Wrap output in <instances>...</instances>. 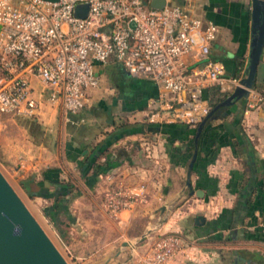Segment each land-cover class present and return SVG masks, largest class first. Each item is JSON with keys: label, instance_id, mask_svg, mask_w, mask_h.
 Segmentation results:
<instances>
[{"label": "crops", "instance_id": "1", "mask_svg": "<svg viewBox=\"0 0 264 264\" xmlns=\"http://www.w3.org/2000/svg\"><path fill=\"white\" fill-rule=\"evenodd\" d=\"M169 1L216 24L209 58L227 74L247 75L255 35L254 0ZM188 59L199 62L193 55ZM97 70L99 86L107 78L115 85L91 89L78 113L59 106L57 140L51 145L18 141L16 136L9 144L2 139L3 127L12 115L0 120V157L17 161L23 177H34L33 201L53 233L49 237L77 257L89 254L86 260L95 264H143L154 239L178 231L182 225L176 220L185 217L193 220L185 237L200 249L197 263L227 264L228 251L236 247L244 251L233 250V257H240L235 264L249 262L252 255L264 257V102L248 108L246 97L240 96L214 108L234 90L219 88L224 98L211 105L196 139L198 125L169 117L175 101L162 98L154 80L127 72L114 58L97 64ZM254 83L264 93V50ZM98 95H110L111 102ZM108 175L114 182H146V200L109 215L104 198L113 182ZM198 214L205 218L201 223L195 222ZM140 249L146 250L137 258ZM100 255L102 259L94 258Z\"/></svg>", "mask_w": 264, "mask_h": 264}, {"label": "built area", "instance_id": "2", "mask_svg": "<svg viewBox=\"0 0 264 264\" xmlns=\"http://www.w3.org/2000/svg\"><path fill=\"white\" fill-rule=\"evenodd\" d=\"M84 3V15L79 14L83 8L76 13ZM0 25V120L32 117L44 100L80 112L89 91L100 85L97 64L110 58L127 72L154 80L161 97L175 101L169 117L192 127L211 109L209 87L233 89L243 78L209 58L217 25L169 0L161 9L151 7L150 0H0ZM263 102L264 93L250 88L247 107ZM108 179L113 182L104 198L109 215L146 200V182ZM199 256L194 241L167 231L154 239L142 262L199 264Z\"/></svg>", "mask_w": 264, "mask_h": 264}, {"label": "water", "instance_id": "3", "mask_svg": "<svg viewBox=\"0 0 264 264\" xmlns=\"http://www.w3.org/2000/svg\"><path fill=\"white\" fill-rule=\"evenodd\" d=\"M54 1V0H52ZM167 0H150L153 8L161 9ZM259 3L264 0H254L253 19L255 35L252 41L251 52L247 65V75L241 79V85L234 90L218 105L228 103L234 97H247L249 89L254 86L257 64L264 50V23L259 25ZM87 10V4H78L75 8ZM1 28V25H0ZM212 111V110H211ZM210 111V113H211ZM209 113V114H210ZM204 118L197 126L196 139L200 133ZM197 149L193 151L188 163L186 184L191 185L190 177ZM204 216L198 214L196 223L204 221ZM0 264H69L61 251L33 216L31 211L16 193L7 178L0 170Z\"/></svg>", "mask_w": 264, "mask_h": 264}, {"label": "rangeland", "instance_id": "4", "mask_svg": "<svg viewBox=\"0 0 264 264\" xmlns=\"http://www.w3.org/2000/svg\"><path fill=\"white\" fill-rule=\"evenodd\" d=\"M85 9H80L79 14L84 15ZM115 85V82L112 79H104L102 87L109 88ZM99 86V87H101ZM106 92V91H104ZM98 95L97 98H103L104 102L108 103L111 102L110 95ZM96 104L97 101H94ZM101 112V111H100ZM61 116V110L58 106L57 108L54 105H51L48 101L44 100L38 111L37 114L32 117H20V116H14L7 119L6 125L3 127L4 131V138L3 140H7L9 144H11V141H15V136L17 137V140L22 139H30L36 142L42 141L44 144L51 145L53 143V140H57V132H58V120ZM51 120V121H50ZM3 123V122H2ZM2 125V124H1ZM1 141V138H0ZM19 163L17 161L2 159L0 157V170L4 174V176L7 178L11 186L14 188L16 193L19 195V197L22 199V201L25 203V205L28 207V209L31 211L33 216L37 219L39 224L47 231L46 233L48 235H53L51 229L49 228L47 222L43 218L40 211L37 209L36 204L37 202L33 201V197H30L28 193H26L24 190L20 187V180L22 178H25L26 175L23 177L21 175L22 171L19 169ZM69 179H71V176H66ZM178 223H180L182 226H180L178 229V232L182 233L183 235L188 234L187 231L188 227H190L193 223V220H189L187 218H182L181 220H176ZM180 221V222H179ZM138 224H136L137 226ZM137 228V227H136ZM163 231V230H162ZM105 238V234L102 235V239L100 240V243L103 242ZM52 241H55V245L58 247V249L61 251L63 256L66 258L69 264H95V261L92 259H87L86 257H89L88 255H83L82 257H77L75 252L72 251V253L65 250L61 244L58 242L57 239H54ZM141 238L138 237L135 239V243H140ZM146 250V249H145ZM144 249H140L137 254V258L140 257L141 254L145 252ZM233 250L241 251L243 252L244 249L240 247L232 248L227 253V264H235V261L233 259ZM128 256V255H127ZM96 259H102L103 256H94ZM251 260L249 262H240L239 264H264V257H259L252 255ZM258 258V259H257ZM137 264H141L140 261H137Z\"/></svg>", "mask_w": 264, "mask_h": 264}, {"label": "trees", "instance_id": "5", "mask_svg": "<svg viewBox=\"0 0 264 264\" xmlns=\"http://www.w3.org/2000/svg\"><path fill=\"white\" fill-rule=\"evenodd\" d=\"M255 84V83H254ZM206 96L208 97L210 104L211 105H215L218 101L222 100L224 98V95L219 90V87L217 85L211 86V91L206 92ZM182 123V122H181ZM185 124V123H183ZM186 126H188L187 124H185ZM63 184L69 185L68 181L62 180L60 181ZM34 182V177L32 175L26 176L25 178H22L20 180V184L21 186L27 191V193L29 194L30 197H34V192L32 190H34L32 188Z\"/></svg>", "mask_w": 264, "mask_h": 264}, {"label": "flooded vegetation", "instance_id": "6", "mask_svg": "<svg viewBox=\"0 0 264 264\" xmlns=\"http://www.w3.org/2000/svg\"><path fill=\"white\" fill-rule=\"evenodd\" d=\"M233 259H234V261H235L236 263H237L238 261H240V257H238V256H234Z\"/></svg>", "mask_w": 264, "mask_h": 264}]
</instances>
